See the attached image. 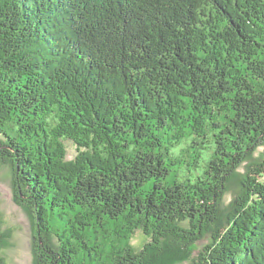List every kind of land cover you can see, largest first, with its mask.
Masks as SVG:
<instances>
[{
  "label": "trees",
  "instance_id": "16d2710c",
  "mask_svg": "<svg viewBox=\"0 0 264 264\" xmlns=\"http://www.w3.org/2000/svg\"><path fill=\"white\" fill-rule=\"evenodd\" d=\"M0 163L32 264H264V0H0Z\"/></svg>",
  "mask_w": 264,
  "mask_h": 264
},
{
  "label": "rangeland",
  "instance_id": "374dc122",
  "mask_svg": "<svg viewBox=\"0 0 264 264\" xmlns=\"http://www.w3.org/2000/svg\"><path fill=\"white\" fill-rule=\"evenodd\" d=\"M73 154L74 151L69 145L67 158H73ZM252 160L254 159L251 156L238 168L226 194L225 206L238 192L240 180L246 172L247 165ZM11 177V165L0 163V232L4 235L0 254L7 264H32L33 221L31 216L14 200ZM141 239V235L134 237V246L138 245L139 242L141 243ZM206 243L207 239L196 242L192 247L191 258L176 264H193V257L196 258Z\"/></svg>",
  "mask_w": 264,
  "mask_h": 264
}]
</instances>
